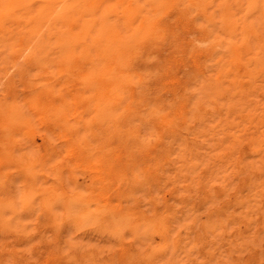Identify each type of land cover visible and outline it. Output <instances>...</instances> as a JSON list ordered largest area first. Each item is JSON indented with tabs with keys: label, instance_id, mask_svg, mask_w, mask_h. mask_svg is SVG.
<instances>
[{
	"label": "rangeland",
	"instance_id": "374dc122",
	"mask_svg": "<svg viewBox=\"0 0 264 264\" xmlns=\"http://www.w3.org/2000/svg\"><path fill=\"white\" fill-rule=\"evenodd\" d=\"M29 1L0 2V264H264V2L103 0L59 18ZM102 66L122 78L107 114L89 83Z\"/></svg>",
	"mask_w": 264,
	"mask_h": 264
},
{
	"label": "bare ground",
	"instance_id": "6f19581e",
	"mask_svg": "<svg viewBox=\"0 0 264 264\" xmlns=\"http://www.w3.org/2000/svg\"><path fill=\"white\" fill-rule=\"evenodd\" d=\"M32 1V0H31ZM37 2V0H35ZM101 1L103 0H42V2H44V4L41 3V0H40V3L42 5V7L40 8V10L42 11V13H45V14H51L54 10H55V7L58 6V5H61L59 6L62 10H60V12H57V16L59 18H63V17H67L70 16V15H74L75 13H86V12H90L92 13L94 11V9L96 8L97 4L100 3ZM193 1V0H191ZM199 1H202V3L205 1V0H199ZM264 2V0H248V2L251 4V6H257L260 2ZM0 2L4 5H7L6 7H19L18 10L20 9V7L22 8L23 6V2L25 3L26 0H0ZM27 2H30L29 0H27ZM39 2V1H38ZM154 2V1H153ZM174 2V1H173ZM206 3L207 0L205 1ZM204 2V3H205ZM156 3V1H155ZM183 3V2H182ZM189 3V2H188ZM201 3V2H200ZM198 4L200 6H202L201 4ZM203 3V4H204ZM31 5L32 2L30 3ZM96 4V6L94 5ZM249 4V5H250ZM21 5V6H20ZM25 5V4H24ZM29 5V3H28ZM29 5V9H30V6ZM39 5V4H38ZM157 5V3H156ZM167 5V1H166V4ZM172 5V4H171ZM185 5V4H184ZM188 5V4H187ZM186 5V6H187ZM195 1H194V7L197 8L198 5H196ZM250 6V7H251ZM25 7L27 8V6L25 5ZM164 7V6H163ZM167 7V6H166ZM173 7V6H172ZM175 7V6H174ZM178 7V6H177ZM248 7V6H247ZM11 8V9H12ZM24 8V7H23ZM23 8L21 9V11L23 10ZM27 8V9H28ZM168 8V7H167ZM179 8V7H178ZM25 9V8H24ZM59 9V8H58ZM4 10V8H3ZM8 10V8H7ZM15 10V9H14ZM26 10V9H25ZM25 10H23L25 12ZM167 10V9H166ZM169 10V8H168ZM197 10V9H196ZM5 11V10H4ZM4 11H1L2 14ZM13 10H10V12L12 13ZM31 11V10H30ZM92 11V12H91ZM127 11V10H126ZM163 11V10H162ZM165 11V10H164ZM163 11V12H164ZM6 12V11H5ZM17 12V11H16ZM20 12V11H18ZM129 12V11H128ZM157 10H156V14H157ZM14 13V11H13ZM21 13V12H20ZM27 13V11H26ZM40 13V12H39ZM184 13V11H183ZM0 15L1 18H4V16H6L5 14L4 15ZM7 14H8V11H7ZM23 14V12L21 13ZM47 14V15H48ZM89 14V13H88ZM155 14V17H157ZM161 15L163 16V14L161 13ZM204 15V14H203ZM3 16V17H2ZM126 17V19H124L125 23L124 25L126 27H130L131 24L133 23L134 19H135V14H125L124 15ZM160 16V18L162 17ZM12 17V16H11ZM30 17V16H29ZM154 17V18H155ZM205 17V15H204ZM0 18V19H1ZM8 18V17H7ZM33 18V17H32ZM158 18V17H157ZM80 20V19H79ZM83 20V19H81ZM13 21V19H12ZM16 21V19L14 20V22ZM18 21V20H17ZM16 21V22H17ZM151 21V20H150ZM13 22V23H14ZM84 22V21H82ZM210 22V21H209ZM6 23V22H5ZM159 23V22H158ZM19 24V23H18ZM26 24V23H25ZM164 24V23H163ZM155 25V24H154ZM160 25V24H159ZM161 26H163L161 24ZM221 26L223 27L224 29V32L226 31L228 33V35L231 37L233 34H234V29H235V21H233L231 19V15L230 13H226L224 14L222 20H221ZM89 27H91L90 24H84L82 29L85 28V29H88ZM160 27V26H159ZM157 28V27H156ZM164 29V27H162ZM158 30V28H157ZM136 31H139V30H136L134 29L133 30V34L134 32ZM86 32V31H85ZM141 33V30L139 31ZM138 32V34H139ZM82 33V32H81ZM226 33V34H227ZM136 34V35H138ZM243 34L245 35V37L247 36H256V33H255V30L254 29H249L248 27V24L246 23L244 28H243ZM140 35V34H139ZM186 35V34H185ZM80 36V35H79ZM64 37V36H63ZM28 38V37H27ZM78 38V37H77ZM99 38V37H98ZM137 39V38H136ZM215 39V37L213 38ZM71 40V39H70ZM81 41V39H79ZM209 40V38L207 39ZM76 41V40H75ZM78 41V42H80ZM71 42V41H70ZM82 42V41H81ZM101 44H102V58L103 57H107L108 55L111 57V58H114L116 59L117 57L121 56V54L124 52L125 48H126V42H124L119 36L117 33H113V30L111 31H108V32H102L101 34ZM132 42V41H131ZM130 42V43H131ZM206 42V41H205ZM28 43V42H27ZM230 45H231V48H229V54L231 57H236V50L232 47L233 43L230 41L228 42ZM80 44V43H79ZM82 44V43H81ZM87 44V43H86ZM100 44V43H99ZM210 44V43H209ZM29 45V44H28ZM76 46H78L77 44H75ZM137 45V43H136ZM204 45V44H203ZM217 46V45H216ZM64 47V46H63ZM80 47V46H79ZM87 47V46H86ZM137 47V46H136ZM214 47V45H213ZM30 48V47H29ZM95 49V48H94ZM136 50V49H135ZM130 52V51H128ZM132 52V50H131ZM134 52V51H133ZM69 54V53H68ZM71 55V53H70ZM69 56V55H68ZM238 56V55H237ZM241 57V56H240ZM238 59V58H236ZM74 60V59H73ZM125 61V60H124ZM37 62V60H36ZM122 62V61H121ZM235 62V61H234ZM108 63V62H107ZM115 63H116V60H115ZM241 63V62H240ZM116 64H119V62L117 61ZM116 64H113V67L116 66ZM110 65V64H109ZM115 65V66H114ZM241 65L243 66V71H244V74L251 77L252 74L254 72H252L250 69H249V65L242 62ZM121 66H122V63H121ZM88 67V66H87ZM108 66H102V71L100 72V75L102 76L101 80H97V79H94L93 80H90L89 83H91L92 85L96 86V84L98 86H96L98 88V90L101 92V98H102V103L104 105V113H108L109 112V105L112 104L113 102H115V100H117L121 93H122V78L121 76L118 75L117 72H115V69H110V68H107ZM239 71V70H238ZM186 72V71H185ZM242 72V70H241ZM95 77V76H94ZM82 78V76H81ZM85 78V77H84ZM82 78V79H84ZM87 81V80H86ZM85 81V82H86ZM41 82V81H40ZM178 82V81H177ZM181 82H184V81H181ZM91 86V85H90ZM92 87V86H91ZM96 91V90H95ZM111 94H112V97H111ZM95 95V94H94ZM99 100V99H98ZM213 103V102H212ZM94 104V103H93ZM112 107V106H111ZM92 109V108H91ZM48 110V109H47ZM103 113V112H102ZM191 115V114H190ZM160 122H165L164 124H167L166 121H159ZM163 126V125H162ZM165 126V125H164ZM157 134V133H156ZM9 135V134H8ZM166 137V136H165ZM159 140V139H158ZM161 141V140H160ZM14 163V162H13ZM256 178V177H255ZM254 186V185H253ZM257 194V193H256ZM48 203L50 204V202L48 201ZM48 204V205H49ZM43 206V205H42ZM44 209V208H42ZM44 211V210H43ZM42 213V212H41ZM38 215V214H37ZM62 219V218H61ZM103 219V218H102ZM49 222V221H47ZM46 223V222H45ZM54 223V222H53ZM178 223V222H177ZM46 225V224H45ZM187 225V224H186ZM47 226V225H46ZM49 226V225H48ZM49 228V227H47ZM105 234V233H104ZM249 244V243H248ZM210 246V245H209Z\"/></svg>",
	"mask_w": 264,
	"mask_h": 264
}]
</instances>
